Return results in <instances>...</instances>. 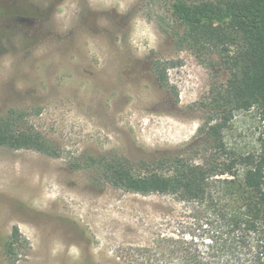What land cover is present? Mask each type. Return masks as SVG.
<instances>
[{
    "label": "rangeland",
    "instance_id": "374dc122",
    "mask_svg": "<svg viewBox=\"0 0 264 264\" xmlns=\"http://www.w3.org/2000/svg\"><path fill=\"white\" fill-rule=\"evenodd\" d=\"M170 3L0 0V116L25 111L59 152L0 148V264L15 226L27 241L15 264H220L222 245L237 241L203 207L127 193L70 167L86 156L150 161L196 137L198 101L226 75L171 45L159 27ZM153 60L173 62L176 96L159 87ZM262 130L257 109L237 112L224 141L258 154ZM237 193L235 184L227 192Z\"/></svg>",
    "mask_w": 264,
    "mask_h": 264
},
{
    "label": "trees",
    "instance_id": "16d2710c",
    "mask_svg": "<svg viewBox=\"0 0 264 264\" xmlns=\"http://www.w3.org/2000/svg\"><path fill=\"white\" fill-rule=\"evenodd\" d=\"M159 27L175 50L190 51L226 75L198 101L202 116L196 137L186 151L150 161L86 156L70 167L91 170L104 185L127 193L172 196L203 207L237 237L222 245L227 251L220 264H264V0H171L169 18ZM172 65L153 60L150 70L159 87L176 96L167 76ZM254 108L263 122L261 149L238 154L227 148L224 132L235 113ZM0 148L59 157L20 109L0 116ZM234 184L238 193L227 194ZM21 243L27 241L15 226L2 245L7 264L17 262ZM237 246L245 249L243 255L235 254Z\"/></svg>",
    "mask_w": 264,
    "mask_h": 264
}]
</instances>
